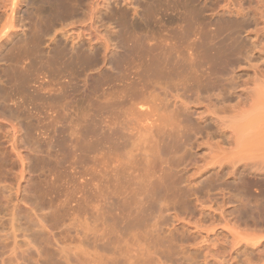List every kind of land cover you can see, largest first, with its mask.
Segmentation results:
<instances>
[{"label":"rangeland","instance_id":"1","mask_svg":"<svg viewBox=\"0 0 264 264\" xmlns=\"http://www.w3.org/2000/svg\"><path fill=\"white\" fill-rule=\"evenodd\" d=\"M147 1L150 2L151 0ZM198 1L200 2V6H205L206 10H204L203 12L205 22H210V20L214 19L212 15L213 12L211 13L209 9H214V11H221L222 9H233L235 11L246 13V16H231L236 18L237 22H241L240 19L242 21L244 19L245 21L242 22L241 25L243 24L245 28L242 29L243 26H241L242 31L240 30V33L238 34L243 45L242 52L236 57L235 63L232 66H229L230 70L232 69V72L230 75H227V77H230V81L233 84V89L228 90L225 93V97L228 98L227 100L229 102H215L214 104V100H212V102L209 100L206 101L205 98L204 100L201 99L203 100L202 103L191 104V107L193 106V109L191 111H194L196 109L197 113L190 115V118L193 123L192 125H195L196 117H200L201 119H208V117H214L217 114L220 116H231V114L232 116H236L237 113L240 114L243 111L242 114L246 117H243V119L242 117H238L236 119V125L238 126V128L240 122L241 124H244L246 121L252 118L253 121L250 120L252 122L250 126L251 129L249 128L247 130H250L249 132H251L254 127L255 132L258 128V132L260 131V133L258 135V133L256 132V135H254V137L253 135L250 136L249 134H255V132H248V134L246 130L244 134L247 136L246 139H249V141L245 140V138L243 139L245 141L244 145L248 146L245 147L243 145L245 147L244 148L243 146L241 147L239 144V148H237V141L239 139L242 140L241 138L244 136H241L239 133L241 137H239L237 141H235L234 139H228V132H230V130L232 129H230L224 124L218 126V128L216 129V127L213 126L214 124H211L209 125L210 128L207 130L210 134L206 136L205 132H202L201 134L199 133L200 135L197 134L196 138L192 137L190 144L187 146V150H189L184 151L185 153L182 154V151L177 152L173 157H171L172 159L166 158L165 156H161L160 159L164 161L163 165L159 163L160 159L158 160V165L155 162L153 169L155 168L156 171H152L153 174L151 173L152 175L148 177V180H155L156 178V180L159 179V176L161 175V171H159L160 167H166V165L171 166L175 165V163H178L176 165L177 169L180 170V173L177 176L178 178H174L175 181L179 182L180 180L181 183L179 186L182 185V187L183 185H187L189 187L193 186L194 188L201 187L202 190L197 193V196L199 197L197 199L199 201L201 200L202 202L200 201V203L202 204H200L199 201H195V197L193 199V196H188L187 198L183 197L180 199L178 197H174L172 194L169 197L168 195L170 194V192L167 196H165V194H167L168 192L166 193L164 191L162 193L156 192L155 196H153L155 193H149L148 195L152 197L151 202L153 201L152 203L154 206L152 207L150 214L148 213V215H146V213H143V216L141 218L137 216L139 212L138 208L141 209L143 207V201L146 200L144 197L148 195H145L143 197L144 193L146 194L145 190L147 189V187L142 188L140 183L142 182V178H144L145 180L147 172H151V170L144 172L143 167H141V157L143 158L144 155L142 149L147 147V145L145 147L143 146L144 143L146 144V140H144L146 139L144 138L146 137L144 135L146 131L144 128H139L138 124V129L137 127L135 128V126H132L131 123L129 126H132V128L134 127V130L137 129L136 131H117L119 130V123L116 122L118 124L116 126L115 122L112 121V124H114V126L111 125V127L112 130L114 129L113 131L116 135L114 134V140H112L113 144L111 145L114 148L113 150L117 148L118 151H112L111 149V151L113 152V157H110L112 155L110 149L106 150V147L108 145L102 142L107 141V137H105L106 130L105 132L103 131V127H105L106 123H98V121L100 122L101 119V122H105L108 120L106 116V120L103 121V119L105 118H103L104 116H102V114H104L105 112H108L110 114V112L107 111V109L105 111L102 106V103L104 102L100 103V101H102V99H105V95L108 94L109 90L105 79L102 80V78H104V75L97 74L99 73L98 69H96L97 66H95L94 71V68H91L93 69L91 70L90 68H85L83 65L82 66L85 69L77 65H72L71 67L67 68L69 70L66 69L61 71L62 73L64 72V74H61L60 71L51 74L48 72V68H46L44 65H41V63L37 60L39 64L36 63L33 67H28V69L31 71L29 78L32 82H30L29 86H32V88L27 87L28 89H26L25 91V89L21 87H13L11 86V84L9 85V82L7 80L8 77L6 76V73H8V71H11L9 69L14 68L15 66H17L18 68L20 67L21 69L29 64V59L22 57L23 53L20 54V56L16 55V51L11 50L12 47L16 45L17 42H19L20 40L26 39L31 35V22H34V20L38 19L40 15L42 16L52 9V5L48 0H32L34 4L31 3V0H22V2L18 3L17 9L14 14V25L17 26L16 29L18 30L13 35H11V37L7 39H0V88H2L0 90H2L1 92H4V94L9 93L8 95H11L10 98L14 99L12 101L9 100L5 102L9 106L6 108L8 109V111L9 108H12L14 110V103L18 101L17 99L21 101V99L24 97V99L26 98L25 102L28 101L26 102L27 105L23 106V108L20 109V112H18V114L20 115L19 120L23 126H27L28 132L31 133L30 136L33 137H30V139H33L31 140L33 141L31 147L33 148L34 146H36L37 148L39 147L38 149L43 151V153L40 154L43 159L41 160L38 158L37 161V156H34L31 150H29L28 158L24 161L25 168L22 174V178H20L19 174L21 166L20 160L16 158L12 153H9L7 155V167H5L6 165H3L5 167V169L3 170H6L8 172V175L6 171L5 174L7 176L4 175V171L2 170L1 172L0 168V179L4 178L3 182L2 180H0V186L5 185L7 183H9L10 185L12 184L14 189L11 192H14L15 185L20 182V194L32 195L33 199L31 200V205L32 207L36 206L35 208L33 207V209H36L38 215H28V212L26 211H19V214L13 217L15 219L17 216H19V220L17 217L16 220H12V223L10 222V215L7 217V215H4V211L0 212V217L4 215L2 218H0V236L2 234V236L0 237V242H2L3 247H5L3 249L1 245L2 243L0 244V264H264V227L253 226L250 221L249 222L251 224H241L239 227H237V224L234 222L235 215L237 214L236 211L238 209L237 206L240 205V201L242 202V200L246 199V201L248 202L250 200L247 203V206L243 207L244 210L256 212L257 209L254 208L255 203L253 196H249V198H246L247 196L245 197L241 195L239 191L236 190L238 184L240 183L239 177H241L242 179L243 177L244 179H247L253 176L249 172H241L243 167L240 166H243L246 160H239L238 162L234 163V166H232L233 162L229 158H232V156H234L235 154L237 155V152H235L234 154V152L229 150L230 148H228V146L231 147V145L237 143L236 145L234 144L232 150L235 149L237 151V149H239V151H241L239 157L242 156V158H244L245 155L247 156V154L251 156H258L261 153V155H264V146L261 145H264V117H259V115L255 113L256 117H258L255 118L254 112L251 113L248 111L249 108L247 104L245 106L242 105L239 107L236 105V102L238 100L237 96H240L241 98L244 97L246 92H248L249 90H254V87L258 86L262 81L264 82V80H262L264 79V0ZM144 2L145 0H82L80 9L75 13V16L68 21L71 24L65 26L63 24L56 23L54 24L53 29L50 30L46 34V36H43L41 38V41L39 43L40 51L38 55H40L43 61L46 60L52 55V49L57 45V42H60L62 47H66L67 50H71L73 52H75L74 49L79 46H82L83 49H86V52H90L88 51V39H92L91 43H94V49H97L100 53V56L98 55L96 57L99 61L97 59L96 60L100 64V60L102 57L101 55L103 53L104 48L103 45H105L104 40L106 38H109V41L111 43H117L119 42L118 39L121 38V28H119V26L114 23V20H112L113 17H111L116 16L113 14L114 12L117 13L116 11H126L127 15H125V17L129 16L128 19L126 18L128 21V25H130V27L132 25L133 27V23H135L136 25L134 24L133 28H135L137 31L138 29H140V25L138 24H141L142 27H144L143 25H145L146 27L152 24V28L156 27L155 29H153L154 32L159 29L157 26H155L156 23L154 24L150 21L151 24H149V22L144 21L145 19L143 20L144 17L141 18V11L145 6ZM170 3L167 7L165 2L163 3L164 7L166 9H169L168 15L170 16L171 13V16H177L172 14H178V9L176 7V12H169L172 10V8H169V6L173 4L172 2ZM37 8L38 10L35 11V9ZM178 8L182 9L180 7ZM100 9L101 12L98 13ZM8 10L9 0H0V28L7 21V15L9 13ZM134 10H136L137 12H135ZM26 13L30 14L28 18L26 17ZM160 14L161 13L159 12V15ZM224 15L226 17L228 16L227 13ZM31 16H33V18ZM170 17L165 16L164 18ZM141 19L143 20V22L146 23H143ZM164 21L165 20H163V22ZM133 28L132 30H134ZM146 28L147 29L141 28L143 30L145 29L144 35L146 33H148L149 35H152L154 33L152 30H150V26L149 29L148 27ZM136 30L134 31L137 33ZM147 30L149 32H146ZM150 31H152L153 33H150ZM158 32L160 33V30ZM138 33H142L143 35V32H141L140 30L138 31ZM154 34L157 35V32ZM148 36L143 37L147 38V40L151 39L150 41L156 39L153 36L148 38ZM156 37H158V35ZM72 41L75 43L74 49L71 48L73 47ZM118 49L116 50L117 54L122 52L121 49ZM91 58L94 59L93 55ZM82 68L85 71L81 72ZM65 71H68V74H65ZM70 73H73V75H71ZM88 74L90 76H88ZM67 75H69V79L67 78ZM100 75H102V78H100ZM62 76H64L65 78ZM76 76H79V78ZM33 79H35L36 82L35 80L33 82ZM257 80L260 81L258 82ZM49 81L53 82L54 85L56 84L54 88H57V86H59L60 88L63 87L61 83L67 81L68 83L64 82L63 85H65V87L67 86L66 89L69 88L67 89V91L65 87L63 88V90L65 89L64 95L66 97L64 98V100H60L61 103L59 102L58 104H56V107L60 105L59 107H61L62 109L65 108L63 109V112H61V108H56L60 113L61 119L63 120L62 126H64V130L62 136L65 137L62 143L57 146H53L51 143H49L48 140H46L48 136L47 134L46 136L40 135V131L44 130L43 126H46L47 122L49 123L50 120H52L51 116L55 115L52 113L55 112H52L50 108L48 110L47 107H39L38 110L41 114L37 116L40 118L42 117L39 123L37 119L38 117H36V113H38L39 111L36 110L35 112V110L32 109V114V112L28 111V109L26 108L28 107L30 109L32 107L29 104V101L32 100L30 99V97L31 95H33V86L36 87L39 82H43L45 85H47L46 83H48ZM69 81H74V83H70ZM56 82L60 84L57 85L58 83ZM100 82L102 83L101 85ZM69 83L74 85H69ZM117 83V81L113 82L115 101L117 100L118 95L116 97V94L120 89L119 86L121 85V83H118V86ZM257 83L258 85H256ZM51 84L52 83H50V85ZM72 86H74L73 89L69 91ZM14 88L15 90H13ZM20 89L24 91V95L22 94V96ZM103 89H105L106 92ZM102 90L105 94L104 98H102L101 96L103 95L101 94ZM44 91L46 90H43L42 92ZM167 91L169 92V90ZM172 91L175 90H173L172 88L171 93ZM69 92H71L72 94H70ZM157 92L158 91H155L156 95L158 94ZM161 94V97H165V92H162ZM86 95H88L89 98L93 97L92 95H99L101 99L98 96L99 98L97 97L94 102H90L88 100H93L94 98L89 99L88 96L86 97ZM45 97L46 95L42 97V99H44ZM85 97L88 99L86 100ZM166 98V100L168 101L169 97L167 96ZM42 101L43 100H39L37 103H42ZM69 101L72 103H70ZM98 101L101 105L99 104V107L96 108ZM67 102L70 103V107ZM168 102H171V100ZM66 103L68 106L67 108L65 105ZM89 103L91 107H89ZM101 106L104 109L102 110L103 113L101 111ZM127 106L128 104L124 106V109H126ZM168 106H170V104ZM92 107L95 109L93 113L95 111L99 112V110L102 113L101 114L100 112H95L96 116L97 114H101V119L100 116H97L100 120L94 117L95 113L93 114L91 113V110H88ZM231 107H234L235 109L230 110ZM2 108L3 106L0 107V110H2ZM168 109H170V107H168ZM72 110L73 112L71 113L70 111ZM86 110L87 113L85 112ZM88 111H90L89 113L92 114L93 121L94 118L96 119L94 121L95 123L92 122V117L90 116V114V118L88 117ZM112 111H115L116 116H119L117 105L113 106L111 112ZM163 112L165 111H162V113ZM69 113L71 114L70 116ZM113 114L114 112H112V116ZM130 116L133 115L130 114ZM130 116H128L129 118L127 117L126 119H124V115L120 114L119 120L122 118L123 123H125V120H127L128 123V120L132 119V121L135 120L134 125H136V121L138 118L136 117L137 119H134L135 117L131 118ZM111 119H113V117H111ZM115 119L116 118L114 117L113 120ZM122 119L120 121H122ZM132 121L130 120V122ZM87 122H89L90 125H88ZM71 123L73 127L69 126ZM92 123L94 125H92ZM207 123L208 120L204 122V124L208 125ZM254 123H256V125ZM243 124L240 125V127L243 126ZM262 124L263 126H261ZM58 125L60 126L61 123ZM67 126H69L70 128ZM94 126L97 129H101V131L100 129L96 131L97 138H99V140L96 138V136H89V129L91 127L94 128ZM259 126H261L262 128ZM86 127H88L89 132ZM116 127L117 130L115 131ZM260 128L262 131L260 130ZM137 131L139 132V134ZM123 132H125V138H123L124 145L120 146L119 144H117L115 137H117L119 133ZM131 132H133L131 136L137 137V140L140 141H137L135 138L132 140L131 144V140L128 138L130 137L129 133ZM134 132H137V134ZM1 133L3 135L1 141H6L8 139V136L10 134L12 135V131L8 125H0V134ZM99 133L103 134L102 137ZM43 138L45 139L43 140ZM101 138L102 143L100 144ZM92 139L94 140V144L91 143ZM96 141H98L99 143H97L100 145L95 148L94 145L97 144ZM233 141L235 142L233 143ZM138 142H140V145ZM16 144L21 146L19 141L16 142ZM88 145H91V147H88ZM101 145H104L105 148ZM117 145L120 148H118ZM139 146L140 149L136 148ZM20 148L23 149L22 147ZM134 149L138 154H136V152L134 153ZM222 149L227 150L228 152L224 150L222 151ZM262 149L263 154L261 152ZM97 151H99V153H97ZM229 151L233 153H230ZM239 151L238 153H240ZM244 151L245 153H248L245 154ZM108 153L109 155H111H107ZM120 154H126L127 160L130 159L128 160V167L126 171V173L130 176L125 177L123 179L125 183L121 182V179L118 180L121 186L122 184H125L122 189L118 187V181L116 182L112 180L113 182L111 181V184H115L114 189L113 186L111 187L109 181L106 182V186L105 184H102V181L105 180V175H103L102 173L104 169L108 171L110 167H112V165L114 164L112 161H115V159H117ZM223 155L226 157H224ZM236 155L235 157H237ZM131 156H136V158L138 157V161H136L135 157L133 158ZM107 158L112 160H108ZM174 159L176 160L174 161ZM179 160L181 161L179 162ZM110 162L112 164H110V167H108V164ZM3 166L1 165L2 168ZM132 166L134 169L132 168ZM235 170L237 172L234 174ZM157 171H159L160 173ZM239 173H242V175L240 176ZM4 176L7 178V180ZM153 176H155L156 178ZM128 178H130V180H128ZM106 179H109V177L106 176ZM94 183H96V186ZM255 186L256 185H254V187ZM25 188L26 191H23V189ZM206 190L209 191L206 192ZM30 191L34 194L36 192V196L34 194H31ZM136 192L143 193H138L136 196L134 195V193ZM104 194H106L107 196L106 204L104 207L105 217L100 216V212H102L100 208L102 203L101 197ZM131 196H133V198H131ZM130 199H133L134 203H132ZM246 201L244 200V203H246ZM184 202L187 203L183 204ZM33 203L37 204L34 205ZM123 203L126 204L125 206L128 205V208H125V206L121 207L124 205ZM159 205H162L165 209L164 213H162V218H158L157 210ZM144 206H146L145 203ZM49 208L50 210H48ZM121 209L124 210L122 211ZM120 211H122L123 215L120 214ZM22 212L25 213L23 214ZM115 212L117 213V215ZM128 212H130V214L126 215ZM139 215L141 216L142 212ZM41 217L43 219H47L46 221H48V223H50L51 225L53 224L52 229L49 231L47 230L50 233H46L44 229L42 230L37 225V218L41 219ZM135 217H137L136 220L133 219ZM55 220L56 222H54ZM101 220L105 222V236H103V231L100 230L102 226ZM137 221H139V224ZM131 225H133V227H130ZM170 230H175L176 232L171 236L169 234ZM239 231L244 233H241L239 235ZM251 231L255 233V237L252 239V241H248L250 243L246 245V239H244V237L246 236L244 234L250 233ZM50 234L52 235V237Z\"/></svg>","mask_w":264,"mask_h":264},{"label":"bare ground","instance_id":"2","mask_svg":"<svg viewBox=\"0 0 264 264\" xmlns=\"http://www.w3.org/2000/svg\"><path fill=\"white\" fill-rule=\"evenodd\" d=\"M48 1L52 5V9L44 15H42V16L40 15L38 17V19L34 20V22H31L30 23V31L32 32L31 35L28 38L22 39L19 42H17V44L14 45L11 49L12 51H16V55L20 56V54L23 53L22 57L28 58L29 64L24 66V68H21V69H20V67L18 68L17 66H15L12 69H9L11 71L10 72L8 71V73H6V76L8 77L7 80L9 82V85L11 84V86H13V87H21V88L25 89V91H26V89H28L27 87L32 88V86L31 87L29 86V84L31 82V79L29 78L31 71L28 69V67H33L36 63H38L37 60L41 63V65H44L46 68H48V70H49L48 72L51 74H54L55 72L57 73L59 71L61 74H64V72L62 73L61 71L66 70L67 68L71 67L72 65H74V66L77 65L80 67L84 66L85 68H90V69L94 68V71H95V66H97L96 69H98V72H99L97 74L104 75V78H102V75H100L101 76L100 78H102V80L105 79L107 86H108V90H109L107 95H105L103 92V90H105V89L102 90L101 94H103V95H101V96H102V98H104V95H105L106 100L102 99V101H100V103L104 102V103H102L103 104L102 106L105 109V111L107 109V111L110 112L111 116L107 112L109 114V117H108V114L105 111H104L105 113L102 114L103 113L102 110H104V109L101 106L102 113L100 112L99 109L98 110L102 114V116H104L103 118H105V119H103V121L106 120V116L108 119L105 122H101L102 121L101 114H97V116H100V119H101L100 120L96 116V113L98 111L97 112L95 111L96 113L94 112L95 113L94 117H96V119L98 118L100 120V122L97 120L98 123H104V124L106 123L105 124L106 128L103 127V129H104L103 131L105 132V130H106V132L108 133L107 134L105 132V137H107V141L106 140L105 141L108 144L106 142L102 141V138L100 140V144L103 142L104 144L108 145L106 147V150L110 149V152L112 153V155L111 154H110L111 156L109 155L110 152L107 155H109L112 158L113 157L112 151H115V150L118 151L117 148L115 150H113L114 148L111 145V144H113L112 140H114L113 137L115 134V132L113 131L114 129L112 130V127H111V125L114 126V124H112V121L115 122L116 126L118 125L117 123H119V125H118L119 130H117V127H116L115 131L116 130L117 131H120V130L136 131L138 129V125H139V128L140 127L144 128L146 131L144 134L146 136V137H144V138H146V139H144V140H146V144L144 143L145 141L143 139L142 140L144 141L143 143L145 144V145L143 144V146L145 147L147 145V147H145L143 149L141 148L144 152L143 158L141 157V160H142V164H141L142 166L141 167H143L144 172L151 170V172L149 171L150 173L147 172L145 180H144V178H142V182L140 183L142 188L147 187L146 190L144 189L146 191V194L144 193L143 197L145 195H148L149 193H151V194L155 193L153 195V196H155L156 192L162 193L164 191L166 193L168 192L167 194H165V196H167L169 194V192H170V194L168 195L169 197L172 194L174 197H178L180 199L183 197L187 198L188 196H193V199L195 197V201L198 202L199 200L197 198H199V197L197 196V193L202 190L201 187L196 186L197 188H194L193 186L189 187L187 185L186 186L183 185V187H182V185L179 186L181 183L179 179H177V180H179V182L175 181L174 178L175 177L178 178L177 176L180 173V170L177 169V165H176L178 163H175V165L170 164L171 166H169V165L167 166L165 164L166 167H164V166L160 167L159 171H161V175L159 176L158 180H156L157 179L155 177L156 175L153 176L156 178L155 180L152 179L153 181L148 180V177L153 174L152 171L155 170V168L153 169L154 164H155V162H156V164L158 163V160L160 159L161 156H165L166 158L172 159L171 157H173L177 152L182 151V154L185 153L184 151L189 150V149L187 150V146L190 144L192 137L196 138V135L199 133L201 134L202 132H205L206 136H208L210 134L207 130L210 128L209 125H211V124H214L213 126L216 127V129L218 128V126L223 125V124L226 125L227 127H229L230 129H232V130H230V132H228L229 133V137H227L228 139H234L235 141H237L239 139V137L244 136L241 139L243 141H244L243 138H245V140H247L246 139L247 136L244 134V132L250 128L251 123H252L250 120H252V118L250 120L246 121L244 124L242 123L243 126H241V127H240V125H242V124L240 122L239 128L236 125V123H237L236 119L238 117H242V119H243V117H246L242 114L243 111L240 114L236 112L237 113L236 116H232V114H231V116L230 115L229 116H222V115L220 116L217 114L214 117H208V119H201L200 117H196L195 118L196 119L195 125H192L193 123H192V120L190 118V115L197 114L196 109L194 111H191L193 109V106L191 107V104L202 103L205 98H206V101L209 100L212 102V100H214V104H215V102H220V103L229 102L227 100L228 98L225 97V93L228 90L233 89V84L230 81V77L228 76L229 77L228 78L227 75L228 74L230 75L232 72V69L230 70L229 66H232L235 63L236 57L242 52L243 45L241 43V40H240L238 34L240 33L241 26H243V24L241 25V23L245 21L244 19H243V21L240 19L241 22H237L236 18H234L235 17L234 15L246 16V13L235 11L233 9L232 10L229 9L231 11L223 10V9L221 11H214V9H209L211 11V13L213 12L212 15H213L214 19L210 20V22H205L204 17H203V14H204L203 12L206 9H205V6L199 5L200 2L198 0H172V1H170V0H151L150 2L145 0V2H144L145 6L143 7V9L141 11V13H142L141 18L144 17L143 20L145 19L144 21L149 22V24H151L152 22L154 24L156 23L155 26H157L159 28V29L157 28L158 30L156 31L158 37H156L157 35L154 34L156 32L153 31V29H155L156 27L152 28L151 27V26H153L152 24L146 26V27H148V29L150 26V30H152L154 32L153 33L152 31H150V33H153L152 35L151 34L149 35L148 33H146L144 35V33H145L144 31L147 28L145 27V25H143L144 27H142L141 24H138L141 27L139 26L140 29H138V27H137V29H138V31L140 30L141 32H143V35H142V33H138V31L135 28H133L135 23H133V27H132V25H131V27H130V25H128L127 19L129 18V16L125 17V15H127L126 11H120V12L116 11L117 13H115V12L113 13L116 16H111V17H113L112 20H114V23H116L117 26H119V28H121V31H122V33L120 35L121 38L119 37L120 39H118L119 42H117V43H111L109 41V38H106L104 40L105 45H103L104 48H103V53L101 55L102 57L100 60V64L98 63V61H99L98 58H96L98 55L100 56V53L98 52L97 49H94L95 48L94 43H91L92 39H88V37H87L88 45H89L88 51H90V52H86L87 50L83 49L82 46H79V47L74 49L75 43L73 41H72L73 47H71V48L74 49L75 52H73L71 50H67L66 47H62L60 42H57V45L52 49V55L43 61L42 58L40 57V55H38L39 51H40L39 50V43L41 41V38L43 36H46V34L50 30L53 29V26L56 23H60V24H63L65 26L68 24H71L68 21L71 20L75 16V13L80 9V6L82 4V0H48ZM20 2H22V0H9V10H8L9 13L7 15L6 23L3 24L0 28V39H7V38L11 37V35H13L18 30V29H16L17 26L14 25V23H15L14 22V14H15V11L17 9V5ZM164 2L166 4V7L169 5L170 2L173 3L172 5H170L172 7L169 6V8H172V10L169 12H172V11L176 12L175 10L178 9V11H177L178 14L172 13L173 15H177V16H171V13H170V16L172 17L171 18L168 15L169 9H166L164 7V5H163ZM31 3H33L32 0H31ZM178 7L182 8V9H179ZM36 10H38V8L35 9V11ZM134 11L137 12L136 10H134ZM100 12H101V9L98 13H100ZM159 12L161 13L160 15H159ZM226 13L228 15L227 17L224 15ZM29 15H30L29 13H26L27 18ZM163 15H164V17L168 16L170 18H164ZM232 15L234 17H231ZM33 16H31V17L33 18ZM173 17H175V18H173ZM34 18H36V17H34ZM143 20L141 19L142 22H143ZM163 20H165V21L163 22ZM150 21H151V23H150ZM143 23H146V22H143ZM129 27L131 28V30ZM132 28L134 30H136L137 33L134 30H132ZM141 28H145V29L143 30ZM243 28H245V27L243 26L242 29ZM10 29H12V30H10ZM159 30H160V33L158 32ZM146 32H149V31L147 30ZM136 34H139V35H136ZM143 36L144 37L148 36V38L153 36L154 38H156V39L159 38V39L158 40L155 39V40L150 41L151 39L147 40V38H144ZM154 38H152V39H154ZM118 48L122 50V52H120L119 54H117V51H116ZM92 55H93V58L95 60L91 58ZM83 68H82L81 72L85 71V70H83ZM132 68H134V69H132ZM67 70H69V69H67ZM86 70H88V69H86ZM91 70H93V69H91ZM67 72L68 71H65V74H68ZM69 75H67V78ZM71 75H73V73ZM64 76H62V77H64ZM79 76H76V77L79 78ZM88 76H90V75L88 74ZM34 80L35 79H33L32 81L34 82ZM262 80H264V79H262ZM115 81H117L119 84L121 83L120 86L117 83L120 89L116 94V97L118 95L116 101L114 99L115 96H114V91H113V89H114L113 82H115ZM35 82H36V80H35ZM49 82L52 84L50 85ZM49 82L46 83L47 85H45L43 82H39V84L36 87L33 86V89H32L33 95H31V97H30V99H32V100L29 101V104L32 107L30 109L28 107H26V108L28 109V111L32 112L33 111L32 109H34L36 112V110H38L39 107L40 108L47 107L48 110L50 108V110L52 112H55V113H52V114H55L54 116L50 115L52 117V120H50L49 123L47 122L46 126H43L44 130L40 131V135L46 136V134H47L48 136H47L46 140H48L49 143H51L53 146H57V145H60L62 143V141L65 137L62 136L63 130H64V126H62L63 120L61 119L60 113L57 110L60 105L59 106L57 105L58 107H56V104H58L59 102L61 103L60 100H62V99L64 100V98L66 97L64 95L65 94L64 90L66 89L67 86L65 87V85H63V84H64V82H67V81H64L63 83H61V85L63 86L61 88L59 86H57V88L56 87L54 88V86L56 84L54 85L53 82H51V81H49ZM56 83H58V82H56ZM70 83H74V81L70 82ZM70 83H69V85H74V84H70ZM102 83H103V81H102ZM102 83L100 82V85ZM59 84L60 83H58L57 85H59ZM256 85H258V83ZM64 87H65V89L63 90ZM73 87L74 86H72V88H70L69 91H71V89H73ZM115 87H117V86H115ZM172 88L175 91H172V93H171ZM0 89H2V88H0ZM67 89H69V88H67ZM67 89H66V91H67ZM115 89H117V88H115ZM13 90H15V88ZM43 90H46V91H44L45 94H44V92H42ZM167 90H169V92ZM1 91L2 90H0V107L3 106V108H2V110H0V125H8L12 131V135L10 134L6 141H1L3 135H2V133L0 134V168H1V172H2V170L5 169V167H7V164H6L7 155L9 153H12L16 158H18L20 160L21 166H20L19 174H20V178H22V174H23L24 168H25L24 161L28 158V151L31 150L32 154L34 156H37L36 160L38 158L41 160L43 159V157L40 156V154L43 153V151L38 149L39 147L38 148L36 146H34L33 148L31 147L32 142H33L31 140H33V139H30V137L31 138H33V137L30 136L31 133L28 132L27 126H25V125L23 126L19 120L20 115L18 114V112H20V109H22L23 106L27 105L26 102H28V101L25 102L26 98L24 99V97L23 98L20 97V98H22L21 101H19V99H17L18 101H16L14 103V105H15L14 110L15 111L12 108H9V111H8V109H6V108L9 106L5 102H7L9 100L12 101L14 99L10 98L11 95L9 96L8 95L9 93L4 94V92L2 93ZM20 91H21V96H22L24 91H22L21 89H20ZM155 91H158L157 95L155 94ZM161 91L165 92V94H164L165 97H161V95H162ZM105 92H106V90H105ZM69 93L72 94L71 92H69ZM173 93H175V94H173ZM28 95H29V93H28ZM45 95H46V97L44 99H42V97H44ZM87 96L88 95H86V97ZM90 96H91V94H90ZM92 96L93 97H91V98H94V99L92 100L88 96V98L91 99L88 101L94 102L95 99H97V97L99 95L98 96L92 95ZM167 96L169 97L168 101L171 100V102H168L166 100ZM88 98H86V100ZM100 99H101V97H100ZM201 99H203V100H201ZM237 99L238 100L236 102V105L238 107L242 106V105L245 106L247 104V106L249 108V110H248L249 112H251V113L254 112V114L255 113L258 114L259 117H264V112H263L264 111V82L263 81L258 86L254 87V90H251V91L249 90L248 92H246L244 97L241 98L240 96H237ZM39 100H43L42 103H37ZM103 100H105V101H103ZM67 103L65 104L66 108L68 107ZM70 103H72V102H70ZM70 103H68L69 107H70ZM100 103L98 101V104H97L98 106L96 105V108L99 107ZM126 104H128V106L126 109H124V106ZM169 104H170V106H168ZM114 105H117L118 111H119V116H120V114L124 115V119H126L128 116H130V114L133 115V116H130L131 118L132 117L133 118L135 117L134 119L138 118L136 121L137 122L136 125H134L135 120L132 121V119H129L128 123H127V120H125V123H123V119L121 118L122 121H120L121 119L119 120V116H116L115 111H112L115 114V116H114V114L112 116L111 110H112ZM151 106H153V107H151ZM89 107H91L90 103H89ZM93 107L90 109H88V108L87 109L91 110V113H93V111L95 110L94 109L95 107L94 108ZM168 107H170V109H168ZM59 108H61V107H59ZM63 109H65V108H63ZM63 109L61 108V112H63ZM161 109H163V110H161ZM232 109L234 110L235 108L231 107L230 110H232ZM68 111H69V108H68ZM129 111H130V113H129ZM162 111H165V112L162 113ZM70 112L72 113L73 110ZM85 112L87 113V110ZM89 112L90 111H88V117H89V114L92 117V114ZM32 114H33V112H32ZM40 114H41L40 111L38 113H36V117H38L37 115H40ZM256 114H255V118H258V117H256ZM70 115L71 114L69 113V116ZM85 116H86V114H85ZM111 117H113V119L115 117L116 118L115 120H117V121L111 119ZM250 117H252V116H250ZM41 118L40 117L37 118L39 123H40ZM96 119L94 118V121ZM261 119H263V118H261ZM118 120H119V122H118ZM130 120L132 122H130ZM206 120H208V123H207L208 125L204 124V122H206ZM258 120H260V119H258ZM94 121H93V117H92V122H94ZM240 121H243V120H240ZM60 123H61V125L59 126L58 124H60ZM87 123H88V125H90L89 122H87ZM130 123L132 126H135V128L137 127V129L134 130L133 129L134 127L132 128V126H129ZM254 124L256 125V123H254ZM259 124H260V122H259ZM27 125H29V124H27ZM40 125H38V126H40ZM92 125H94V124L92 123ZM233 125H235L236 127ZM69 126L73 127L72 123ZM69 126H67V127H69ZM95 126H94V128L91 127L89 129L90 130L89 136H92V137L96 136V138H97L96 131H98L100 128L97 129V128H95ZM261 126H263V124ZM261 126H259V127H261ZM88 127H86L87 130H88ZM33 128H34V125H33ZM49 128H50V130H49ZM261 128H260V130H261ZM31 130H33V129H31ZM89 130H88V132H89ZM100 131H101V129H100ZM249 131L250 130H247V133ZM252 131L255 132L254 127H253V130H251V132ZM46 132H48V133H46ZM137 132H134V133L137 134ZM251 132H249V133H251ZM256 132L259 135L260 131L258 132V128L256 129ZM256 132H255V134L254 133L253 134L248 133V134L250 136H252V135L254 136V135H256ZM124 133L125 132L119 133V135L117 137H115L117 144H119L120 146L124 145V139H123V138H125ZM132 133L133 132L129 133L130 137H128L131 140V144H132L133 139L136 138V140H137V137L131 136ZM239 133L241 136L239 135ZM106 134H107V136H106ZM138 134H139V132H138ZM100 135L102 137L103 134H100ZM142 135H143V133H142ZM86 136H87V133H86ZM131 137H133V138H131ZM248 138H250V137H248ZM44 139L45 138H43V140ZM97 139L99 140V138H97ZM94 140H95V138H94ZM94 140L92 139L91 143H93ZM130 140H129V142H130ZM242 140L239 139L237 141V143H238V144L236 143L237 148H239L238 147L239 144L241 147L245 144V141L243 143ZM18 141L20 142L21 146L16 144V142H18ZM116 141H115V143H116ZM137 141H140V140H137ZM235 141H233V143ZM247 141H249V139ZM97 142L98 141H96V143ZM239 142H241V143H239ZM91 143H89V144H91ZM98 143L95 144L96 146L94 145L95 148L98 145H100ZM138 143L140 145V142H138ZM249 143H251V142H249ZM263 143H264V140H263ZM234 144L231 145V147L228 146V148H230L229 150L233 151L234 154H235V152H237V155L235 154L237 157H235V155L233 154L234 156H232V158H229L233 162L232 166H234V163L238 162L239 160L245 159L246 161L244 162V165L240 166V167H243L241 172L242 173H246V172L248 173L249 172V173H251V175H253L252 177L247 178V179H244V177H243V179L241 177H239L240 183L238 184V187L236 188V190H238L241 195H243L245 197L247 196L246 198H249V196H253L254 197V203H255L254 208L257 209L256 212L244 210L243 207H246L247 203L250 200L247 202L246 199H244L246 201V203H244V200H242V202L240 201V203H239L240 205L237 206L238 209L236 211L237 214L235 215L234 222L237 224V227H239L241 224H243V225L247 224L248 225V223L249 224L252 223L253 226L264 227V155H261V153H260V155H258V156H251V155L247 154L248 152L245 153V151H244V153L247 154V156L245 155L246 158L245 157L242 158V156L239 157V154H241V151H239V149H237V151L235 149L232 150L234 147ZM261 145L264 146L263 144H261ZM39 146H40V144H39ZM101 146L105 148L104 145H101ZM246 146H248V145H246ZM20 147H22L23 149H21ZM88 147H91V145H88ZM92 147H93V145H92ZM117 147L120 148L118 145H117ZM136 148L140 149V146L136 147ZM111 149H112V151H111ZM96 150H98V149H96ZM223 150L224 149H222V151ZM224 151H227V150H224ZM231 151H229V152L233 153ZM238 151L240 153H238ZM130 152H133V151H130ZM135 152L136 151L134 149V153ZM261 152L263 154V149ZM44 153H45V150H44ZM97 153H99V151H97ZM104 154H105V151H104ZM136 154H138V153L136 152ZM38 155L42 158H40ZM109 156H107V157H109ZM131 157H133V158L135 157L136 161H138L137 160L138 157L137 158H136V156H131ZM224 157H226V156H224ZM108 160H112V159H108ZM128 160H130V159H128ZM128 160H127L126 154H120V156L117 159H115V161H112L114 163L112 165V167H110V164H112L110 162L108 164L109 165L108 167H110V169L108 171H106L104 169V171L102 173L103 175H105V180L102 181V184H105V186H106V182L109 181L111 187L113 186V188H114L115 184H113V183L111 184L112 180L117 182L119 179H121V182L125 183L123 179L125 177L130 176L129 174L126 173L127 167H128V165H127ZM175 160L176 159H174V161ZM180 161L181 160H179V162ZM41 163H42V161H41ZM159 163L161 165H163L164 161L162 159H160ZM1 165L2 166L6 165V166L5 167L3 166V168H2ZM157 165H156V167H157ZM108 167H106V168H108ZM132 168H133V166H132ZM236 170L234 171V174L237 172ZM5 171L3 172L4 175H6L5 173L7 172V171L6 172ZM159 171H157V172H159ZM131 172H133V171H131ZM128 173H129V171H128ZM242 173H239L240 176L242 175ZM7 175H8V172H7ZM106 176L109 177V179H106ZM130 178H128V180H130ZM5 179L7 180L6 177H5ZM0 180H2V182H3L4 178L0 179ZM104 181H105V183H104ZM94 184L96 186V183H94ZM207 184H210V183H207ZM124 185L122 184V186H121L120 182L118 181V187H120L122 189L124 187ZM254 185H256V186L254 187ZM20 186H21V183L18 182L15 185L14 192H11L14 189L12 184L10 185L9 183H7L5 185L0 186V212L4 211V215H7V217L10 215V218H11L10 222H12V220H16L17 217L19 220V216H17L15 219L13 218L14 216L19 214V211L20 212L26 211V212H28V215L32 214L34 216H38L36 209H33L34 206L32 207V205H31V200L33 199L32 195L20 194L21 193V187ZM24 190L26 191V188L23 189V191ZM209 190H206V192H208ZM138 193L142 194L143 192L142 193L136 192V193H134V195L137 196ZM31 194H34V193L31 192ZM35 194H36V192H35ZM101 198H102V203H101L100 208H101L102 212H100L101 213L100 216L105 217L104 207H105L106 199H107L106 194L102 195ZM131 198H133V196H131ZM144 198L146 200L143 201V207L141 209L138 208L139 212H138L137 216H139L140 218L143 216V213H146V215H148V213L150 214V211H151L152 207L154 206L152 203L153 201L151 202V198H152L151 196L148 195ZM157 199H158V197H157ZM124 201H125V199H124ZM131 201H132V203H134L133 199ZM200 201H199V203H200ZM41 202H42V200H41ZM94 202H95V200H94ZM144 203L146 204V206H144ZM185 203H187V202H184L183 204H185ZM36 204H34V205H36ZM200 204H202V203H200ZM125 205L126 204H124L121 207H124ZM162 205H159L158 210H157L158 218H160V217L162 218V216H163L162 213H164V210H165ZM164 205H165V203H164ZM48 206H49V204H48ZM50 206H52V205H50ZM127 206H125V208H128ZM140 207H141V204H140ZM134 208H136V207H134ZM48 210H50V208ZM121 210L123 211L124 209H121ZM122 211H120V214H122ZM141 212H142V215L140 216L139 214ZM22 213L24 214L25 212H22ZM49 214H50V212H49ZM129 214H130V212H128L126 215H129ZM116 215H117V213H116ZM3 216H1L0 218H2ZM175 216H176V214H175ZM133 219L136 220L137 217H135ZM37 220H38V222H37L38 224L36 222L35 223L42 230L44 229V231H46V233H50L48 231L52 229L53 224L51 225L50 223H48V221H46L47 219H43L42 217H41V219L37 218ZM101 221H102V224H101L102 226H101L100 230L103 231V236H105L104 235V234H106L105 233L106 227H104L105 222L103 220H101ZM54 222H56V220ZM137 222L139 224V221H137ZM135 225H136V223H135ZM130 227H133V225H131ZM254 230H256V229H254ZM110 231H111V229H110ZM175 232H176L175 230H170L169 234L172 236ZM241 233H244V232H241V231L238 232L239 235ZM244 235L246 236V237H244V239H246V245L250 243L248 241H252V239L255 237V233H253L252 231L250 233H245ZM1 236H2V234H1ZM51 237H52V235H51ZM4 238H6V237H4ZM155 240H157V239H155ZM158 241H159V239H158ZM160 241H161V239H160ZM1 243L2 242H0V244ZM40 243H42V242H40ZM155 243H156V241H155ZM1 245L3 247V243ZM4 246H6V245H4ZM4 248L5 247H3V249Z\"/></svg>","mask_w":264,"mask_h":264}]
</instances>
